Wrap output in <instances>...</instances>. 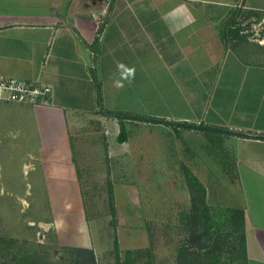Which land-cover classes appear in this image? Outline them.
<instances>
[{
	"label": "crops",
	"instance_id": "0c3cea01",
	"mask_svg": "<svg viewBox=\"0 0 264 264\" xmlns=\"http://www.w3.org/2000/svg\"><path fill=\"white\" fill-rule=\"evenodd\" d=\"M2 78L53 91L41 106L0 100V264H42L48 247L100 264L108 232L85 211L76 228L65 220L88 202L74 189L109 165L114 189L126 179L147 189L122 199L129 218L153 221L150 189L175 188L173 151L208 202L212 189L222 212L241 214L246 264H264V0H0ZM136 121L182 127L177 149L133 133ZM42 203L48 220L26 212ZM136 226L116 229L117 250L125 236L138 243Z\"/></svg>",
	"mask_w": 264,
	"mask_h": 264
},
{
	"label": "rangeland",
	"instance_id": "374dc122",
	"mask_svg": "<svg viewBox=\"0 0 264 264\" xmlns=\"http://www.w3.org/2000/svg\"><path fill=\"white\" fill-rule=\"evenodd\" d=\"M247 30L252 34L255 33L250 24L247 25ZM131 124L134 126L132 128L133 133L137 135L152 134L157 139L168 138L169 147L172 149H177L179 138L182 135L180 133L184 130L179 125L173 124L165 125L164 128H147L143 121H136ZM161 146L160 148L164 152L163 148L167 147L168 143L161 144ZM171 157L168 168L171 174V182L175 188H163L161 186L150 189L155 191L153 193L155 196V220L147 221L142 218L141 215L144 214V211H140L138 220L129 218L130 213H132L131 204L122 202V199H127L130 195L142 200L147 199V189L145 187H131V182L128 179L120 181L121 185L114 189L111 181V166L108 165L107 169L103 166L102 171L92 173L94 180L82 182L86 186L75 188V193L70 192L85 196V200L88 202L82 205L80 203L71 205V211L75 215L71 220L65 219L66 222L73 223L76 228L79 224V215L85 211L89 214L88 218L91 223L97 220L100 229L102 227L108 232V237H106L107 251L99 259L100 264H246L241 214L235 211L228 216L227 213L222 212L228 209L215 205L212 189H209V202L206 200L207 210L200 214V210L196 209L193 204L189 205L188 200L181 194L184 188L181 181L184 169L179 164L177 151H173ZM81 174L83 175V173ZM121 174L124 177L126 175V173ZM179 174L181 175L179 176ZM156 183L162 185V178L159 177ZM57 190L58 195L70 194L66 193L64 189ZM45 191L46 189H42L44 195ZM114 197H117V202H113ZM64 206L58 204L56 211L65 212ZM136 206L145 208L146 204L139 203L135 204ZM26 212L32 214L31 217L37 215L48 220L51 206L48 203L27 205ZM165 215L168 218H162ZM195 215L201 216L202 219L199 223L195 219ZM204 222H211V229L208 231L210 239H206L207 248L199 249L200 243L195 237L205 232L206 228L202 225ZM131 223L136 224L137 229H139L138 243L130 245L126 242L129 241L130 236H125L123 249L118 248L117 250L113 241V237L116 238V229L119 227L128 228ZM60 248L58 251H54L51 247H48V251L44 250L42 264L93 263L91 256L80 252L78 248ZM127 250L134 253H126Z\"/></svg>",
	"mask_w": 264,
	"mask_h": 264
},
{
	"label": "built area",
	"instance_id": "2783aa9c",
	"mask_svg": "<svg viewBox=\"0 0 264 264\" xmlns=\"http://www.w3.org/2000/svg\"><path fill=\"white\" fill-rule=\"evenodd\" d=\"M52 87L47 84L25 82L17 78L0 79V100L41 106L47 103L52 95Z\"/></svg>",
	"mask_w": 264,
	"mask_h": 264
},
{
	"label": "trees",
	"instance_id": "16d2710c",
	"mask_svg": "<svg viewBox=\"0 0 264 264\" xmlns=\"http://www.w3.org/2000/svg\"><path fill=\"white\" fill-rule=\"evenodd\" d=\"M113 116L123 118V116H120V115H113ZM157 122H160V121H157ZM227 134L238 136V137H246L247 136L245 133L235 132V131H227ZM120 140L123 141V138H121ZM184 174H185L187 184H188V189H189V192H190V195L192 198V203L196 209L200 210L199 211L200 214H202L203 212H205L207 210V208H206V190L190 171H188L187 169H184ZM199 217L200 216H198L196 219L198 221V223L200 221ZM202 225L204 228H206L205 232H203L202 234H200L198 236L195 235L196 236L195 238L200 243L199 249L207 248L206 239H208V240L210 239L208 231H209V229H211V222H209V223L204 222ZM204 240H205V242H203ZM115 245L117 248V244H115ZM80 252L90 255L92 258V262H93L92 264H95L94 255H93L92 251L80 250Z\"/></svg>",
	"mask_w": 264,
	"mask_h": 264
}]
</instances>
